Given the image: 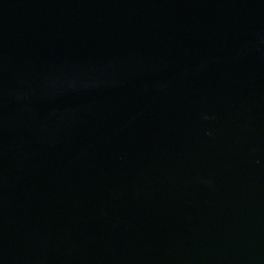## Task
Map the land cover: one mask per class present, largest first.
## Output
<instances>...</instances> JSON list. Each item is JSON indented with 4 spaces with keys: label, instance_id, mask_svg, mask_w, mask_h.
<instances>
[{
    "label": "water",
    "instance_id": "water-1",
    "mask_svg": "<svg viewBox=\"0 0 264 264\" xmlns=\"http://www.w3.org/2000/svg\"><path fill=\"white\" fill-rule=\"evenodd\" d=\"M0 264H264V0H0Z\"/></svg>",
    "mask_w": 264,
    "mask_h": 264
}]
</instances>
